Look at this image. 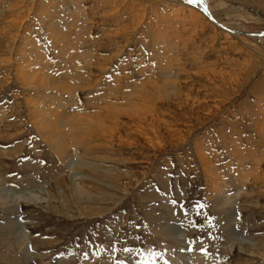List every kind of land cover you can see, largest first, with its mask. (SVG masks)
<instances>
[{
    "label": "rangeland",
    "instance_id": "374dc122",
    "mask_svg": "<svg viewBox=\"0 0 264 264\" xmlns=\"http://www.w3.org/2000/svg\"><path fill=\"white\" fill-rule=\"evenodd\" d=\"M188 2L0 0V264H264V34Z\"/></svg>",
    "mask_w": 264,
    "mask_h": 264
},
{
    "label": "bare ground",
    "instance_id": "6f19581e",
    "mask_svg": "<svg viewBox=\"0 0 264 264\" xmlns=\"http://www.w3.org/2000/svg\"><path fill=\"white\" fill-rule=\"evenodd\" d=\"M190 3L191 5L193 4L194 6H196L199 10H200V6H201V9H202V12L204 13V15L213 23L216 25V23H214V21L212 20V18L214 17L213 14H212V11L210 9V7L205 4V2L203 0H198V2L196 3H192V2H188ZM215 18V17H214ZM216 19V18H215ZM218 21V20H217ZM221 21V20H220ZM220 23V22H219ZM222 24V23H220ZM218 26V25H217ZM33 200V199H32ZM32 203V202H31Z\"/></svg>",
    "mask_w": 264,
    "mask_h": 264
},
{
    "label": "water",
    "instance_id": "95a60500",
    "mask_svg": "<svg viewBox=\"0 0 264 264\" xmlns=\"http://www.w3.org/2000/svg\"><path fill=\"white\" fill-rule=\"evenodd\" d=\"M212 20L214 21V23H216V25H218L222 29L227 30V31L232 32V33H240V34H245V35H247V34H251V35H263L264 34V31H260V32H257V31H252V32L239 31L237 29H233V28H230V27H227V26H224V25L220 24L214 17L212 18Z\"/></svg>",
    "mask_w": 264,
    "mask_h": 264
},
{
    "label": "snow or ice",
    "instance_id": "6c2138e0",
    "mask_svg": "<svg viewBox=\"0 0 264 264\" xmlns=\"http://www.w3.org/2000/svg\"><path fill=\"white\" fill-rule=\"evenodd\" d=\"M189 2L196 3L198 0H189Z\"/></svg>",
    "mask_w": 264,
    "mask_h": 264
}]
</instances>
